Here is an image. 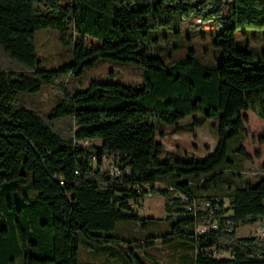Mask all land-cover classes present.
<instances>
[{"label": "trees", "instance_id": "obj_1", "mask_svg": "<svg viewBox=\"0 0 264 264\" xmlns=\"http://www.w3.org/2000/svg\"><path fill=\"white\" fill-rule=\"evenodd\" d=\"M193 14L220 28L213 39L222 52L215 68L200 62L194 51L165 65L148 49L157 40L152 29ZM45 27L58 28L63 41L69 33L71 61L41 67L44 58L36 52L34 34ZM259 27H264V0H0V49L27 68L0 65V186L25 181L30 172L31 185L49 211L46 221H38L31 208L24 216L16 211L20 220L0 213V264L13 261L16 253L26 264H79L81 247L94 250L115 240L139 242L117 251L118 264H144L136 247L174 240L192 247L190 264H264V236L238 235L239 227L264 221V174L255 184L229 187L226 194L204 193L209 181L222 179V166L232 164L231 139H240L235 151L244 158L260 156L259 150L248 151L242 135L248 111L264 121V68L253 66L250 51L235 45L238 28ZM86 36L97 43L88 46ZM100 59L142 66L144 81L138 86L92 80L71 92L68 79ZM46 87L55 89V99L42 116L23 96ZM196 112L218 116L214 150L203 159L168 152L159 160L165 146L156 139V121L171 124ZM64 119L74 123L69 134L53 125ZM86 139L101 143H79ZM258 141L264 143V133ZM107 154L118 163L119 174L98 169ZM168 173L171 180L159 187ZM148 194L165 198V210L174 217L169 230L147 236L151 240L145 243L110 234L118 221L138 219L134 203ZM206 200L219 210L188 209ZM214 217L217 229L207 223Z\"/></svg>", "mask_w": 264, "mask_h": 264}, {"label": "rangeland", "instance_id": "obj_2", "mask_svg": "<svg viewBox=\"0 0 264 264\" xmlns=\"http://www.w3.org/2000/svg\"><path fill=\"white\" fill-rule=\"evenodd\" d=\"M195 14L180 19L175 17L166 27L152 29V36L156 41L148 45L151 54L157 56L165 65L179 61L194 51V56L204 65L215 68L221 60V49L213 44L214 34L220 28L213 21L200 22ZM175 31L179 33L176 34ZM79 35H76V38ZM86 44L91 46L97 41L86 36ZM34 45L36 52L44 58L41 67L53 69L67 63L73 58V40L70 35L66 41L62 40L61 31L56 27L39 28L34 34ZM235 45L238 49L250 51L253 57V66L264 68V27L259 28H238L235 34ZM0 65L9 70L23 71L26 66L16 60H12L2 49H0ZM145 68L133 63H123L112 59H100L94 66L87 68L81 76L70 77L67 86L71 92L85 89L92 80L104 82H118L125 85H141L145 77ZM55 89L44 88L39 94L25 95L23 100L29 107H35L42 116L50 110L54 104ZM218 116L206 117L200 112L188 115L175 123L167 124L156 121V139L161 141L165 150L159 155L163 160L168 152L176 153L184 160L203 159L211 153L217 144ZM55 128L64 134H69L74 127L73 121L64 119L53 124ZM264 133V122L258 119L251 111H248V123L246 133L242 135L248 151L253 153L260 151V156L255 161L244 158L235 151L240 143L239 138H233L228 142L227 158L232 164H224L222 179L209 181L205 194L217 195L226 194L229 187H236L251 182L255 184L263 176L264 143L258 141V137ZM94 143L99 144V141ZM228 167V168H225ZM104 168H108V161ZM236 174L237 176H233ZM172 174L168 173L158 181V186L163 182L171 180ZM25 181H8L0 186V213L17 215L20 220L24 215L33 212L38 221H46L49 215L47 206L39 200L37 191L31 185V173L28 172ZM22 211L19 215L16 211ZM16 212V213H15ZM134 214L138 219L121 220L110 234L121 239L140 240L145 243L151 238L147 236L163 234L169 230L170 223L174 217H169L165 210V198L162 195H146L134 203ZM146 222V226H142ZM264 221H259L238 229V235L261 236L260 228ZM160 239H157L159 241ZM181 241L174 240L164 243L147 244L143 247H136L134 250L144 264H190L192 247L188 242L181 244ZM139 242L126 243L123 240H115V245L97 247L94 250L80 248L78 251L79 264H118L117 252L120 248L125 249ZM114 253L116 257L110 256ZM13 261L5 264H26L23 261V254L16 253L12 256ZM51 264V263H37Z\"/></svg>", "mask_w": 264, "mask_h": 264}, {"label": "built area", "instance_id": "obj_3", "mask_svg": "<svg viewBox=\"0 0 264 264\" xmlns=\"http://www.w3.org/2000/svg\"><path fill=\"white\" fill-rule=\"evenodd\" d=\"M200 22L202 21L201 19H199ZM81 145L83 146H89L91 144H94L93 141L91 140H83V141H80L79 142ZM91 160L93 162V165H94V168H97V157L94 155L91 157ZM106 161H108V168H104L105 164H106ZM99 170H102V171H109L111 172L112 174H119L120 173V169L118 167V163L114 161L113 159V156L110 155V154H107V155H104L103 156V164L100 165L98 167ZM189 210H194V211H197L198 209H201V210H205V211H210L211 213H213L215 210H219L218 209V204H215L213 205V203L210 201V200H206L204 202H202L201 206L198 207V204L197 203H194L192 205H190L188 207ZM209 224V226L211 228H215L217 229L219 227V220L218 218H213V220H210L207 222ZM229 224L232 225V221H229ZM260 235L261 236H264V226H261L260 228Z\"/></svg>", "mask_w": 264, "mask_h": 264}, {"label": "crops", "instance_id": "obj_4", "mask_svg": "<svg viewBox=\"0 0 264 264\" xmlns=\"http://www.w3.org/2000/svg\"><path fill=\"white\" fill-rule=\"evenodd\" d=\"M255 116H256V115H255ZM256 117H257V116H256ZM257 118H258V117H257ZM263 122H264V121H263ZM95 141H99V143H101V141H100V140H95ZM263 162H264V161H263ZM263 162H262V163H263Z\"/></svg>", "mask_w": 264, "mask_h": 264}]
</instances>
